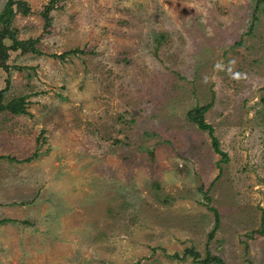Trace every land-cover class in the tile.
I'll return each mask as SVG.
<instances>
[{"label":"rangeland","instance_id":"rangeland-1","mask_svg":"<svg viewBox=\"0 0 264 264\" xmlns=\"http://www.w3.org/2000/svg\"><path fill=\"white\" fill-rule=\"evenodd\" d=\"M21 1L38 53L0 39L1 103L26 97L0 112V264H264V2ZM209 103L221 154L185 117Z\"/></svg>","mask_w":264,"mask_h":264},{"label":"trees","instance_id":"trees-1","mask_svg":"<svg viewBox=\"0 0 264 264\" xmlns=\"http://www.w3.org/2000/svg\"><path fill=\"white\" fill-rule=\"evenodd\" d=\"M264 2V0H256V6ZM53 1H49V3L44 8V11L41 13V16L45 20V27H48L50 19H48L47 14L49 10L53 7ZM257 7H255L256 10ZM20 14L21 16H26L29 14L28 8L26 4L21 0H5L3 6L0 10V39L5 43V58L8 57L7 53H20L24 54L26 52H32V53H38V51L33 47L34 41L31 39H28L26 41H20L16 39L17 30L12 27V22L14 17ZM75 52L80 53V51H69L66 53H63L59 56L52 55V58H60L62 59L65 55L68 53L74 54ZM0 70L4 74L7 75L8 71V65L6 63H3L0 66ZM5 87L7 85V81L4 80ZM4 87V88H5ZM4 88L0 89V112L7 111L11 116H17L24 113V106H25V96H19L17 98L11 99L7 101L5 104L1 103ZM211 104H207L205 106H194L192 109H190L185 117L186 120L195 125L198 130L205 131L209 135L210 138V145L212 147V150L214 153H220L218 150V143L217 140L212 136V129L209 125H207L204 121V113L206 110L210 108ZM221 154V153H220ZM149 157L153 159V154L150 152L148 153ZM222 156H225L222 154ZM33 156H31L32 158ZM30 158V159H31ZM29 158L24 159V162L30 161ZM214 217V225L210 233L207 235V239H211L218 224V215L215 210H211ZM254 233L261 234V231H256ZM185 256L190 255L193 258L198 257V253L194 252L192 249H185L184 250ZM175 257V256H174ZM178 258V257H177ZM200 264H223L222 261L212 255H209V252L205 250L204 258L200 261H198Z\"/></svg>","mask_w":264,"mask_h":264}]
</instances>
